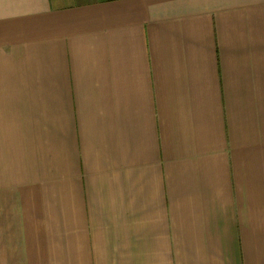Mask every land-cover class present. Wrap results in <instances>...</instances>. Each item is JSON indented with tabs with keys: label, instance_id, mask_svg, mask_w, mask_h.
<instances>
[{
	"label": "crops",
	"instance_id": "crops-1",
	"mask_svg": "<svg viewBox=\"0 0 264 264\" xmlns=\"http://www.w3.org/2000/svg\"><path fill=\"white\" fill-rule=\"evenodd\" d=\"M0 264H264V0H0Z\"/></svg>",
	"mask_w": 264,
	"mask_h": 264
}]
</instances>
